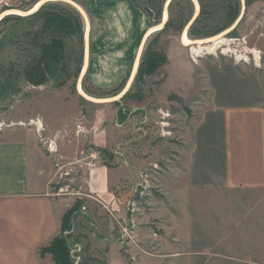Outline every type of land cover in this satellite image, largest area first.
<instances>
[{
  "label": "rangeland",
  "instance_id": "rangeland-1",
  "mask_svg": "<svg viewBox=\"0 0 264 264\" xmlns=\"http://www.w3.org/2000/svg\"><path fill=\"white\" fill-rule=\"evenodd\" d=\"M40 1L0 0V17L10 10L27 11ZM72 1L84 9L89 23L93 21L88 0ZM130 1L134 10L141 11L138 16L136 12L130 20L120 16L109 22L111 27L105 19L101 20V25L90 34V61L81 81L85 94L105 98L120 92L128 80L142 35L163 19L166 0ZM244 1L241 15V0H197L199 11L195 15L192 0H170L165 26L147 37L140 57L141 62L154 50L165 54L162 59L165 61L146 68L148 73L134 80L118 101L105 103L87 101L76 90L83 61L85 24L71 3L49 0L41 4L36 15L17 12L0 18V122L12 125L35 118L42 120L44 136L54 147L50 155L55 170L53 195L61 196L54 193L64 178L71 185L70 193L80 195L76 198L81 201L80 207L84 205V199L88 198L78 192L81 182L77 178L84 165L92 167L87 165L91 149L98 152L94 165L116 168L127 174V181L116 188L120 215L114 216V210L104 206L102 214L114 224L112 242L117 245L115 255L121 259L119 264H264V255H252L247 250L246 225L251 219L248 218L251 204L245 203L244 193L215 196L209 192L181 191V170L186 165L181 151L183 145H188L186 136L194 113L189 109L190 102L181 99L172 102L170 96L203 91L200 86L205 68H252L235 64L219 52L217 56L202 54L194 62L189 56L191 46L180 42L181 32L194 16L187 30L192 40L225 32L241 15L224 36L234 39L238 48L247 46L264 52V0ZM124 27H127L125 43H121L122 32H115ZM37 33L45 52L52 44L59 43L60 47L54 52L52 46L53 50L46 52L44 82L35 85L27 76V68L43 56L33 42ZM114 36L122 44L118 48ZM102 42L101 56L99 48L103 44L98 45ZM176 63L181 66L175 68ZM100 111L105 120L99 128L116 141L113 149H95L88 142L92 117ZM48 112L49 120L45 122L44 115ZM109 114L113 116L109 118ZM123 140L130 145L125 152L127 169L121 166L124 154L116 153ZM124 229L129 230L128 234ZM69 233V247L78 244L72 229ZM87 247L89 250L95 246ZM95 250L99 251L97 247ZM79 255L81 260L77 264L108 263L97 255L83 254L82 249ZM70 258L73 263L71 255Z\"/></svg>",
  "mask_w": 264,
  "mask_h": 264
},
{
  "label": "crops",
  "instance_id": "crops-1",
  "mask_svg": "<svg viewBox=\"0 0 264 264\" xmlns=\"http://www.w3.org/2000/svg\"><path fill=\"white\" fill-rule=\"evenodd\" d=\"M87 3L93 17L89 39L101 20L105 19L110 26L111 20L120 16L130 20L132 14L136 12L138 16L141 12L133 9L130 0H88ZM126 28L115 32H122L121 43H125ZM115 36L118 48L122 44ZM103 46L99 48L101 56ZM203 72L200 86L203 91L179 97L170 95L172 102L177 99L190 102L189 109L194 113L186 136L188 145H183L181 151L186 165L181 170L180 189L183 193L188 190L215 196L244 193L245 203L251 204L248 211L251 219L246 225L247 250L252 255H264V70L215 66ZM49 116V112L44 115L45 122ZM104 116L103 112L93 115L88 142L92 148L108 150L113 149L116 141L99 128ZM123 141L118 142L121 146L117 143L120 149L116 153L124 154L121 166L127 169L125 152L130 145ZM50 155L33 127L12 126L0 131V264H55L51 254L41 255L40 251L59 235L64 213L75 204L77 196L53 195L55 170ZM85 167L77 176L81 182L77 190L88 199L83 201L86 211L77 209L72 219L75 241L83 254L97 255L106 259L107 264H119L121 259L115 255L117 245L112 242L114 224L102 214L104 206L114 210V216L120 215L116 188L127 181V174L103 165ZM90 244L95 247L88 250Z\"/></svg>",
  "mask_w": 264,
  "mask_h": 264
},
{
  "label": "trees",
  "instance_id": "trees-1",
  "mask_svg": "<svg viewBox=\"0 0 264 264\" xmlns=\"http://www.w3.org/2000/svg\"><path fill=\"white\" fill-rule=\"evenodd\" d=\"M135 2L137 0H134ZM144 2V1H142ZM37 12H35L34 15H36ZM37 38H33L34 39V44L42 50L43 52V56L42 58L39 57L37 60H34L33 64H31L27 69V76L28 78L31 80V83L36 84H41L44 82V76H45V57H46V52L49 53L50 51L53 50L54 47V52H56V50L60 47L57 43L56 44H52L50 45V47L47 49V51L45 52V48L41 47L42 45H40V33L36 34ZM57 42H59V37H57ZM53 46V47H52ZM160 54V55H157ZM165 54H161V53H157L153 51H150L149 54H147L143 60H141L139 66H138V70L136 72L135 78L134 80H136L139 76L141 77L143 73L147 72L145 69L148 67H156L157 64H159L160 61H162V63L165 60H162ZM83 56V54H82ZM44 57V58H43ZM83 60V59H82ZM81 72V69L79 71V73ZM78 73V75H79ZM148 73V72H147ZM80 202L81 201H76L75 204L69 209V211H67L66 213H64V216L62 218V225H61V232L59 233V235H57L56 237L52 238L53 240L49 243L48 246L44 247L41 249L40 253L45 254V253H49L52 256L53 261L55 262V264H73L72 260L70 258V253H69V242H68V236L69 235H64L65 231H69L71 229L72 226V219L75 215V212L78 211L77 209L80 207Z\"/></svg>",
  "mask_w": 264,
  "mask_h": 264
},
{
  "label": "built area",
  "instance_id": "built-area-1",
  "mask_svg": "<svg viewBox=\"0 0 264 264\" xmlns=\"http://www.w3.org/2000/svg\"><path fill=\"white\" fill-rule=\"evenodd\" d=\"M229 39V38H228ZM232 42V47H233V51H228V52H222V49H220L218 52L221 56H225L227 58H230L232 60H234V63H243L246 65H249L255 69H263L264 68V52H262L261 50L257 49V48H249V52L246 54L247 56L244 57L242 56V54H245L243 50L244 47H240L238 48L235 45V40L234 39H230ZM247 47V46H245ZM253 51H256V53H254ZM256 54V55H255ZM210 55V54H209ZM212 55V54H211ZM214 56H217V53L213 54ZM165 124V123H164ZM29 126V127H33V129H35L39 140L42 144H45V148L47 150L48 153L53 154L54 152V147H53V142L51 140H47V138L44 136V132H45V128L43 125V122L41 119L39 118H35V119H31L29 122H23V121H19V122H15L12 125H5L4 122H0V131H2L7 127H12V126ZM87 158H90L91 160L87 162V165L92 164V166L94 165V161L98 158V152L94 151L91 149L90 154L87 156ZM89 160V159H88ZM60 178H63L62 175H59ZM62 183L61 185L58 187L57 191L54 193L56 195H66V194H70L73 196H80L79 194L77 195V193L72 192L71 188H70V183L69 181H64L65 179H61ZM146 181V179H144ZM60 183H58L59 185ZM70 189V191H69ZM81 211H86V206L82 205L80 207ZM71 232V229L69 230ZM69 231L64 232L67 233L66 235L70 234ZM123 232H126L128 234L129 230L128 229H124ZM129 236V235H128ZM130 237V236H129ZM81 248L79 247V244H73L69 247V253L71 255V257L73 258V264H77L78 262H80L81 257L79 255Z\"/></svg>",
  "mask_w": 264,
  "mask_h": 264
},
{
  "label": "bare ground",
  "instance_id": "bare-ground-1",
  "mask_svg": "<svg viewBox=\"0 0 264 264\" xmlns=\"http://www.w3.org/2000/svg\"><path fill=\"white\" fill-rule=\"evenodd\" d=\"M169 1L170 0H166L165 4L167 5L169 3ZM72 2H74V1H72ZM193 2L195 3V15H197V13L199 11V5H198L197 0H193ZM41 4H42V1L38 2L35 6H33L31 9H29L27 11L14 10V11H10L8 13L9 14H13V13H17V12L18 13H23V14L24 13H29V12H32V11L36 10ZM77 5L82 9V11L85 14V17H86L85 30H86V35H88V33H89L88 30L90 29L89 19L87 17L86 12L84 11V9L78 3H77ZM6 13L7 12H5L4 14H6ZM167 17H168V13H167V8H166V9H163V23H164V21L167 20ZM87 22L89 24H87ZM151 27L152 28H149L147 31L144 32L146 37L148 36V34H151L154 31H157V30L161 29V23H159L157 25H154V26H151ZM224 33L225 32H222V33L218 34V35H222V36L216 35V36H214V37L212 36L210 38L208 37V38H203V39L192 40V39H190L187 36V30L184 29L181 32L180 41L185 46H191V47L188 48V50L190 52L189 56L191 57V59L194 62H196L197 61L196 59L199 58L200 56H202V54H205V55L214 54V53H217L220 49H222V52H225V53L228 52V51H231V50L233 51L232 42H231L230 39H228V38H226L224 36ZM87 40H88V37H87ZM86 43H88V42H86ZM86 46H88V45L86 44ZM242 51L245 52V54H242V56L246 57L247 56L246 54L249 52V49H248V47H244ZM253 52L256 53V51H253ZM86 57H88V53L87 52H86ZM85 67H86V62H85ZM79 91L82 94H84L85 96H87V98L89 97V98H92L94 100H101V99L103 100L104 99V98H95L93 96L85 94L83 92V90L81 89V87H79Z\"/></svg>",
  "mask_w": 264,
  "mask_h": 264
},
{
  "label": "water",
  "instance_id": "water-1",
  "mask_svg": "<svg viewBox=\"0 0 264 264\" xmlns=\"http://www.w3.org/2000/svg\"><path fill=\"white\" fill-rule=\"evenodd\" d=\"M47 1H49V0H42V3L43 2H47ZM64 1H66L67 3H71V5L78 11V13L81 15V16H83L82 18H83V21H84V24H86V17H85V14H84V12L82 11V9L77 5V2H72V0H64ZM193 1V0H192ZM170 2V1H169ZM169 4V3H168ZM168 4L166 5H164V9H166L167 8V6H168ZM241 4H242V11H241V15H242V13H243V9L245 8V1L244 0H241ZM41 6V5H40ZM40 6L36 9V10H34V11H32V12H29V13H21V15H30V14H33V13H35L39 8H40ZM10 11H14V10H10ZM10 11H8V12H10ZM6 13V14H2L1 15V19H2V17L3 16H6V15H8L9 13ZM240 15V16H241ZM240 16H239V18H240ZM239 18L237 19V22H238V20H239ZM195 19V16L188 22V24H187V26H186V30H188V28L191 26V24H192V22H193V20ZM237 22H235V24H237ZM87 24H89L88 22H87ZM165 24H166V21H164V23H163V19H162V22H161V28L162 27H164L165 26ZM235 24H233L230 28H228L226 31H225V33H227L229 30H231V29H233L234 28V26H235ZM88 32H89V30H88ZM150 34H148V36H149ZM147 36V37H148ZM87 37H88V40H87ZM147 37H146V35H144L143 36V38H142V41H141V43H140V45H139V48H138V50H137V53H136V55H135V58H134V61H133V64H132V67H131V71H130V74H129V77H128V80H127V82H126V84L124 85V87L122 88V90L120 91V92H118L117 94H115V95H113V96H111V97H105L103 100L101 99V100H94V99H92V98H87V96H85L84 94H82L80 91H79V87H81V81H82V78H83V76H84V74L87 72V67H88V62H89V33H88V35H86V30H85V33H84V39H83V43H84V47H83V61H82V67H81V72H80V74H79V76H78V78H77V82H76V90L78 91V93L84 98V99H86L87 101H90V102H96V103H105V102H115V100L116 101H118L126 92H127V90L129 89V87H130V85L132 84V82L134 81V78H135V75H136V72H137V70H138V66H139V63H140V57H141V51H142V48H143V45H144V43H145V41H146V39H147ZM86 42H88V43H86ZM86 44L88 45V46H86ZM86 52L88 53V57H86ZM85 62H86V67H85Z\"/></svg>",
  "mask_w": 264,
  "mask_h": 264
},
{
  "label": "flooded vegetation",
  "instance_id": "flooded-vegetation-1",
  "mask_svg": "<svg viewBox=\"0 0 264 264\" xmlns=\"http://www.w3.org/2000/svg\"><path fill=\"white\" fill-rule=\"evenodd\" d=\"M218 36H222V35H218ZM214 37V36H213Z\"/></svg>",
  "mask_w": 264,
  "mask_h": 264
}]
</instances>
